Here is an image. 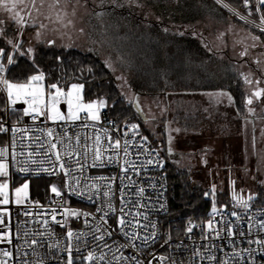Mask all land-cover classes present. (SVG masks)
<instances>
[{
	"label": "built area",
	"instance_id": "1",
	"mask_svg": "<svg viewBox=\"0 0 264 264\" xmlns=\"http://www.w3.org/2000/svg\"><path fill=\"white\" fill-rule=\"evenodd\" d=\"M215 1L250 27L258 30L264 28L261 23L264 8L259 5V0H249L247 7L243 0H234L238 6H233L226 0ZM8 66L7 63L5 70L0 72V77L7 79ZM0 95H4L6 99L5 115L0 123L9 129L8 132H0V150L7 148L9 154L15 153L14 160L9 156L11 162L7 182L10 203L0 205V210L7 209V213L3 214L5 226L0 227V232L12 233L11 244L0 243V250L12 251L14 259L6 258L0 252V261L7 259V264H25V261L27 264H67V232L71 229L74 234L72 243L76 264H264V243H256L257 240L264 241V229L260 228V223L264 222V205H258L255 197L251 200L231 199L228 204L216 207L215 216L211 209L204 219L189 220L178 235H172L169 229L162 226V218L168 207L165 157L148 137L145 146L157 150L159 156L156 157L155 153L151 156L142 154L144 148L137 146L142 143L141 138L146 136L139 134L137 130H129L135 124L134 121L107 115L105 108L100 109L99 121L89 120L87 114H80V119L75 121L54 122L44 116L33 121L31 116L23 115L26 107L24 102L17 101L11 106L18 109L19 114L11 111V107H8L7 89L2 82ZM59 107L62 113H67L68 106L64 99ZM12 128L19 131L13 132ZM49 130L52 131L51 137L48 136ZM98 135L100 146L109 149L104 153L105 158L112 156L114 162L107 163L105 159L102 166L93 167V153L87 150L95 148ZM77 136L81 138L79 143ZM109 136L112 143L119 139L122 147L125 141L132 142L126 158L122 150H117V155V152L109 148ZM46 142L57 143L62 158L68 160L66 167L75 170L72 172L73 188L76 192H84L83 196L74 195L64 187V181L68 177L58 170L59 162H56L53 154H44L49 147ZM42 144L45 145L43 151L40 147ZM67 152H80L81 155H73L69 159L65 155ZM125 159L139 169L138 174L136 171H129L127 175L122 172ZM148 159L162 160L163 167L148 165ZM77 160L84 165L83 169L77 167ZM22 168H27L28 171H20ZM44 169H55V173ZM21 178L47 179L54 182L63 195L58 197L53 192L46 193L45 186H42L37 191V196L26 198L23 203L17 204L12 198V184L15 179ZM77 180L80 183L77 184ZM93 184L96 188L92 187ZM140 189H144L143 193H140ZM104 192H108L109 196L105 197ZM0 199H3L2 195ZM109 200L114 211H109ZM102 206L103 211L98 212L97 209ZM65 208L82 214L79 218L70 217L65 220ZM121 208L126 213H131L126 217L127 221H139L142 227L133 223L121 231L118 223ZM52 209H57L56 219L60 221L59 224L51 220ZM26 212L30 215H25ZM136 212L140 215L135 216ZM233 212L237 215L233 216ZM83 213L91 215L85 216ZM101 216H105L106 224L100 220ZM44 220L49 222L47 227ZM86 220L88 223H85ZM209 221L213 224L211 229L208 227ZM190 226L193 230L188 232ZM226 226L232 227L235 235L230 236L222 231ZM98 227L100 231H96ZM105 230L113 235L109 237ZM125 231L138 234L139 238L130 241L124 235ZM101 235H104L103 240L94 239ZM77 236L79 243L76 242ZM144 237L152 239L144 243ZM34 239L41 243L32 245ZM89 252L96 257L95 261H82L81 258L86 257ZM196 252L201 255H194ZM101 256L104 257L103 260L100 259ZM212 257L216 259H211Z\"/></svg>",
	"mask_w": 264,
	"mask_h": 264
},
{
	"label": "trees",
	"instance_id": "2",
	"mask_svg": "<svg viewBox=\"0 0 264 264\" xmlns=\"http://www.w3.org/2000/svg\"><path fill=\"white\" fill-rule=\"evenodd\" d=\"M226 1L233 6L239 5L234 0ZM153 2L148 3V10L156 8L155 0ZM177 4L176 0H164V6L171 10V14H175L170 21L160 20L149 24L143 19L137 24L131 20L125 24L120 20L97 22L101 36L88 40L90 46L96 48L94 52L40 44L29 56L16 51L12 53L10 48H6L15 61L7 68V80L23 82L32 74L41 72L47 87L57 84L65 88L70 83H81L84 85L85 98L105 100V114L134 121L139 126L138 133L148 137L165 157L168 207L162 218V226L169 229L172 235H178L187 221L204 219L213 206L228 204L231 198L226 185L220 189L216 186L213 195L210 184L204 187L194 180L192 167H182L177 163L179 158L167 156L165 138L158 141L144 126L146 117L142 119L132 106L134 96H181L226 91L233 98L236 113L244 116L247 95L246 82L239 66L232 62L226 52L213 49L204 36L191 28L189 24L194 23L197 17L192 16L190 21L181 17L179 14L183 11ZM112 7H116V4H112ZM220 8L224 15L264 43V32L250 27L222 6ZM89 26L88 31L95 28L92 22ZM102 56L125 77L133 94L131 100L124 98L113 71L105 64ZM6 63L7 57L0 56V64ZM262 102L264 104V98ZM192 112L196 113L192 110L178 112V116L184 120L181 124H186L185 129L189 126L188 114ZM170 113L166 110L165 114L169 117ZM261 116H264V108ZM41 180L46 181L44 178ZM254 200L258 205H264L262 186L256 187Z\"/></svg>",
	"mask_w": 264,
	"mask_h": 264
},
{
	"label": "rangeland",
	"instance_id": "3",
	"mask_svg": "<svg viewBox=\"0 0 264 264\" xmlns=\"http://www.w3.org/2000/svg\"><path fill=\"white\" fill-rule=\"evenodd\" d=\"M153 1L154 0H146V2H142V0H61L59 14L63 19L59 21V32L52 33V26H55L56 31L58 25H56L58 22V10L56 9L54 12L50 10L49 13H36L38 18L33 22L28 21L27 26L28 28H32V26L34 28L37 27L36 30L39 33L36 31L37 34L34 35L36 41L42 40L40 34L44 32L45 35V32H49L51 35L55 36V46L74 47L94 52L96 51V48H92L88 40H93V38L101 36V31H99L100 29L96 25L97 22L102 21L106 23L107 21L111 22L114 20H120L125 24L131 20L135 21L137 24V22H141L140 19H143L149 24V22L160 20L170 21L175 16V14H171V10L168 7L164 6V0H155L156 8L151 7V9L148 10L149 8L147 7H149L150 4H153ZM114 3L116 4V7H112V4ZM176 3H178L177 5L179 9L183 11L182 14H179L181 17H186L188 21H190L189 18L192 16L197 17L194 23L189 24L191 28L195 29L199 35L204 36L213 49L227 50L229 57L236 60V62L241 65L242 68H239L242 71L249 73L251 77L250 81L253 84L252 87H255V85H262L264 87V43H261L253 36V34L247 32L244 28L233 24L226 18L218 21L217 19L224 16V11L220 8L218 3L211 0H176ZM143 6L145 7L142 8ZM28 17H30V15ZM69 20H71L72 23L69 24ZM90 22L94 24L96 30L95 28L93 30L90 29L85 34L84 27H90ZM41 24L45 25V27H40ZM19 39L18 43L20 42ZM45 43L46 42H44V44ZM11 49H13V47ZM14 50L15 49L11 50V52H14ZM20 52L25 53L24 50ZM242 52L246 54L241 55ZM103 59L105 64L113 71L117 85L124 98L126 100H131L133 94L129 90L125 77L115 69L113 64L106 57H103ZM39 74H41V72L34 73L31 76ZM8 81L10 83H26L28 79L23 82H17L10 79H8ZM40 83H42L47 90L48 87L44 83V80ZM73 84L81 83L74 82L70 83L65 88H60L67 92ZM80 95L82 96L84 103L98 101L97 99L85 98L83 96V89ZM163 97L164 96L151 98L146 95H135L133 100V102L139 100L138 102L142 103L143 107L139 105L140 112H137L136 109L134 110L142 119L143 117L141 115L145 114L146 120L144 121V126L158 141L164 140L163 133L167 135L168 126L170 125L168 119L165 120L167 108L165 109L166 101ZM167 97L172 105V99L169 96ZM20 101L23 102L22 100ZM5 103V96L0 95V119L5 115ZM151 103L162 107L163 116L161 118L151 119V116L154 114L150 110ZM12 109L13 108L11 107V111ZM168 110L174 115V113L177 114L179 110L187 112L189 109H179L177 105H172L171 107H168ZM80 114L87 113L81 112ZM177 139L180 140L178 144L174 143L175 140L171 142L172 148L184 154L179 157L177 163L182 167H192L194 170V180L203 184L204 187H208L210 184V188L215 185V188L217 186V188L220 189L226 185L231 199H233L234 193L238 199H248L250 196L255 197L256 187L262 186L264 188V143H261L263 150L259 149L260 152H258V154L253 152L254 154L251 159H245L244 161L241 160L244 158L243 156H240L241 158H239L240 153L238 150L231 153L227 151L222 152L220 150V144H213L207 149L206 147L208 145L201 144L205 150L201 152L197 151L193 154L192 151L195 150L194 146L196 145L190 143L187 138L184 142L180 137ZM258 155L260 159H258ZM222 170L226 171V175H220ZM247 171L251 173L250 177L244 174V172ZM45 180L46 181L41 180V178L15 179L12 184L13 201L15 202L17 198L24 201L26 198L37 196L36 192L42 186H45L46 193L52 192L51 188L55 183L49 182L47 179ZM4 181H7V177L0 180V182ZM233 182L235 183L233 184ZM25 183L29 185L26 195L22 192L19 194V197H17L15 190L21 188Z\"/></svg>",
	"mask_w": 264,
	"mask_h": 264
},
{
	"label": "snow or ice",
	"instance_id": "4",
	"mask_svg": "<svg viewBox=\"0 0 264 264\" xmlns=\"http://www.w3.org/2000/svg\"><path fill=\"white\" fill-rule=\"evenodd\" d=\"M244 5L247 7L249 4V0H243ZM24 3V0H0V9H3L4 11L8 13H13L17 7ZM33 5L35 6L36 0H32ZM44 0H40V7H43ZM61 3V0H53V7H58ZM259 5L264 8V0H259ZM40 11V8H37V12ZM12 19L21 27H23L26 24V21L23 19V17L20 16V13L17 11L15 12V15L12 16ZM63 17L57 13V21L62 20ZM4 23V21H0V24ZM68 23H72L71 20L68 21ZM261 23L264 24V15L261 16ZM40 27H45V25L41 24ZM19 31V28L17 29ZM262 32H264V28L261 29ZM39 35V34H38ZM3 38V29H0V39ZM257 39H259L257 37ZM7 44L12 45L14 49L17 51L21 47V45L17 42H15L12 39H8ZM54 43V42H50ZM32 49L29 48L27 52L25 53H20L21 55H26L28 53H31ZM246 53H241V55H245ZM0 56H6L7 57V62L9 65L14 64V58L12 55L8 54L7 50L3 47H0ZM59 60L60 57H57ZM5 70V66L3 64H0V72H3ZM44 75L43 73L39 75H33L28 78V81L26 83H10L7 79H4L0 77V82H2L7 89V96H8V107H11L17 103V101L22 100L24 104L27 105L26 108L23 109V115L24 116H31L33 121L37 120L40 116H46L48 120L51 121H62V120H70V121H75L80 119V113L81 112H86L87 113V118L91 121H99L100 120V109H103L106 107V102L104 99H99L98 101H91L88 103H84L82 96L80 95L82 89L84 88V85L82 84H73L71 88L65 92L62 88H60L57 84H51L48 86L47 90L45 89V86L40 83L43 81ZM248 83H251V81H248ZM54 90V91H53ZM216 95L223 96L225 93L221 92ZM252 97H255L256 99H261L264 98V89L256 91L252 94ZM249 97L246 100V104L251 105L253 103V98ZM65 99L67 106H68V111L67 113H62L60 110V104L61 100ZM229 101L231 102V97H229ZM13 111L17 112L19 114L18 109H12ZM251 111V109H250ZM137 124H132L130 126V131L136 132L138 129ZM9 129L4 126L3 123H0V132H8ZM11 131L16 132L19 131L17 128H12ZM177 132L180 131L179 129L176 130ZM127 135V133H125ZM48 136H52V131H48ZM77 143L80 141V137L77 136ZM142 143L138 145L137 147L144 148V152L142 154L151 156L153 153H155L156 157L159 156V152L155 149H150L146 147V142H147V137H142L141 138ZM172 137H169V143L171 144ZM108 143H109V148L113 152H117V150H122L124 152V157L126 158L129 155V145L132 143L131 141H125L123 144V147L121 146V141L117 139L114 143L111 142V137H108ZM46 144H49L48 151L44 152V154L47 156L49 153L53 154L55 156L56 162H59V171L63 172L68 179L64 181V187L71 190L72 194L74 195H80L83 196L85 193L84 192H76L75 189L73 188V185L71 183L73 177H72V172L75 171L74 169H71L70 167H66L68 165V160H65L62 158L60 151L58 150V145L57 143H49L46 142ZM41 150L43 151L45 145H40ZM109 149H104L100 146V136H96V146L94 149H88L87 151H90L93 153V167L97 166H102L105 163V159H107V163H112L114 162V159L112 156H108L105 158L104 153L108 151ZM169 152L172 151V148L169 147L168 149ZM65 155L70 159L73 155L79 156L81 155L80 152H67ZM87 153H85V158H86ZM118 155V152H117ZM9 156L11 157V160L15 159V153L9 154L8 149L4 148L0 150V180H2L4 177H7L9 175V167H10V162L11 160L9 159ZM206 162V161H205ZM77 167L80 169H83L84 165L80 164L79 160L76 161ZM125 166L122 167V172L127 175L129 171H136L137 174L139 173V169L136 168L134 164H130L126 159L124 160ZM148 165H153L155 164L156 167H163L164 162L162 160H153V159H148L147 160ZM20 171H28L27 168H22ZM44 171H49L51 173H55V169H44ZM76 183H80V181H76ZM235 182H233L234 184ZM29 185L27 183L23 184L21 188H17L15 190L17 197H19L20 193H27ZM93 188H96V185H92ZM9 184L7 181L0 182V195L3 196V199H0V205H7L10 203L9 201ZM51 191L58 197H62L63 193L60 188L57 186L53 185L51 188ZM140 193H143L144 189L139 190ZM212 194H215V185L212 186ZM103 195L105 197L109 196L108 192H104ZM205 195H209V193H205ZM91 198V197H89ZM254 197H249V200L253 199ZM233 199H236L235 193L233 194ZM123 200V197H122ZM17 204L23 203V201L19 198L16 199L15 201ZM239 202V201H238ZM244 206L247 207V204L244 203ZM139 207H143V205H139ZM108 208L109 211H114L112 208L111 202L109 200L108 203ZM161 208H163V205H161ZM98 212L103 211V206L101 208L97 209ZM121 211V217L118 221L119 225L121 226V231L125 227L131 226L133 223H135V226L137 227H142L139 224V221H127L126 217L130 215L131 213H126L123 208L120 209ZM7 213V209H2L0 210V227H4V215ZM52 216L51 220L55 223H60V221H57L56 219V214H57V209H52ZM217 213V209L215 206L212 208V214L215 216ZM82 213L72 210L69 208L64 209V216L65 220L70 217H76L79 218ZM25 215H30V213L26 212ZM83 215L88 216L91 215V213H83ZM107 213H105V216ZM140 213L136 212L135 216H139ZM233 216H236L237 213L233 212ZM105 216H101L100 220L104 222L105 224L107 221L105 220ZM48 220H44V225L47 227L48 226ZM85 223H88L86 220ZM62 227L64 225H61ZM213 226L212 221L208 222V227L211 229ZM260 228L264 229V222L260 223ZM193 228L190 226L187 231L191 232ZM96 231H100V228L98 227ZM222 231L227 232L230 236L235 235L234 229L232 227H225L222 229ZM105 234L108 235L109 237L113 235L112 232L105 230ZM219 232L217 233V237H219ZM40 235H43V233H40ZM73 232L71 229L68 230L67 232V238H68V247H67V253H68V258H67V264H76L75 259L73 257V243H72V238H73ZM125 236H128L131 240H136L138 239V234L135 233H129V232H124ZM240 235H244L243 233H240ZM153 236H155V233H153ZM207 238V237H205ZM94 239L97 240H103L104 235L94 237ZM144 243H148L149 240L152 239V237H144ZM9 243L11 244L12 242V233L10 231L8 232H0V243ZM76 242L79 243V237L77 236ZM251 242V241H249ZM32 245H37L40 244L41 242L39 240H32ZM256 243H264V241H259L257 240ZM107 247V245H105ZM76 251H79V249H75ZM245 251H248L247 249ZM2 252V255L6 258H11L14 259L13 252L10 250H0ZM194 255L199 256L201 255L200 252L194 253ZM96 257L93 255L92 252H89L86 257H82V261H88V262H93L95 261ZM101 260L104 259L103 256L100 257ZM211 259H216L215 257H212ZM0 264H7V259L0 261ZM25 264L27 262L25 261ZM226 264V262H224Z\"/></svg>",
	"mask_w": 264,
	"mask_h": 264
},
{
	"label": "crops",
	"instance_id": "5",
	"mask_svg": "<svg viewBox=\"0 0 264 264\" xmlns=\"http://www.w3.org/2000/svg\"><path fill=\"white\" fill-rule=\"evenodd\" d=\"M52 5H53V0H44L43 7H40V0H36L35 6L33 5L32 0H24V3L20 4L17 7V9L14 10L13 13H8L3 9H0V21H4V23L0 24V29H3V38L0 39V47H3L5 49L6 48L11 49L12 45L7 44L6 41L8 39H12L18 43V39L20 38L19 44L21 45V47L19 48L18 51L15 49L14 52L16 51L17 53H23L20 51L24 50L25 52H27V50L31 48L32 52L26 54L31 56L34 52L35 47L40 44H42L43 46L46 45L55 46L54 43H50V42H54L55 40L54 35H51L49 32H45L44 35L43 32L42 34H40L41 35L40 38L42 40L36 41L34 35H36L38 32L36 30L37 27L34 28L32 26V28H28L27 26L28 21L33 22L38 18L36 16V13H49L50 10L54 12L55 9L58 10L59 13V8L61 3L58 7H53ZM37 8H40L39 12H37ZM17 11L20 13V16L23 17V19L26 21V24L23 27L18 25L12 19V16L15 15V12ZM29 15L30 17H28ZM225 18L230 20L233 24L238 25L226 15L222 16L217 20L220 21ZM56 25H57L56 31H55V26L54 25L52 26V33L54 32L57 33L60 31L59 21L56 23ZM18 28L19 31L17 30ZM84 31L86 34L88 28L84 27ZM44 42L46 43L44 44ZM216 51L227 53V50H216ZM232 62L236 66L242 68L241 65L236 62V60L232 59ZM240 68L239 71L241 72V74L245 79L246 82L245 88L247 90V95L244 101L245 103L244 107L246 110L245 115L239 116L236 113L234 109L233 98L226 91H210V92L207 91L196 94H183L181 96H169L172 99L173 106L177 105L179 109L187 108L189 110L196 111V113L192 112L188 114V119H187L189 123L188 129H185L186 124L185 126L181 124L182 122H184V120L182 117L178 116V113L177 114L174 113L173 115V113L171 112L169 117L167 115L165 116V120L168 119V123H170V125L168 126L167 135L163 133V137L165 138L167 149H169V147L172 148V144L169 143V137L171 136L172 137L171 142L175 140L174 143L176 144L179 143L180 140H178L177 138L180 137V139H183V142L187 138L190 143L196 145L194 146L196 151L194 150L193 154L196 153L197 151L201 152L205 150L201 144H204L206 146L208 145L206 149L208 147H211L213 144H220L221 146L220 150L222 152L227 151L231 153V152H235V150H238L240 153L239 158H241L240 156H243L244 158H242L241 160L245 161V159L246 160L251 159V157L254 154L253 152H256L258 154V152H260L259 149L263 150V147L261 146V143H264V116H261V110H263L264 108V104L262 102L263 98L256 99L255 97H252V94L256 91L264 89V87L262 85H255V87H252L253 84L248 83V81H250L251 78L249 73L242 71ZM221 92L225 93V95L223 96L216 95ZM149 97L156 98L158 96H154V97L149 96ZM229 97H231V102L229 101ZM249 97L253 98V103L251 105L246 104V100ZM163 98L166 101L165 109L167 108L168 111V107L169 106L171 107L172 105L168 101L167 96H164ZM139 104L142 106V103L139 102ZM161 108L162 107H159V105L156 106L153 105V103H151L150 110L151 112L154 113L151 116V119L152 118L159 119L163 116V111ZM195 114H197V117H194ZM177 129H179L180 131L177 132L176 131ZM247 154H248V159H247ZM183 155L184 154L182 152H178V150L174 148H172V151L169 154H167V156H170L173 159H177ZM257 157L258 159H260L259 155ZM220 173H221L220 175H226L225 170H222ZM244 174L249 177L251 176V173L248 171L244 172Z\"/></svg>",
	"mask_w": 264,
	"mask_h": 264
},
{
	"label": "water",
	"instance_id": "6",
	"mask_svg": "<svg viewBox=\"0 0 264 264\" xmlns=\"http://www.w3.org/2000/svg\"><path fill=\"white\" fill-rule=\"evenodd\" d=\"M139 105H140V104H139L138 100L134 101L133 104H132L133 108L136 109L137 112H140ZM141 116H142L143 118H145V114H143V115H141ZM166 152H167V154L170 153V152L168 151V149H167V145H166Z\"/></svg>",
	"mask_w": 264,
	"mask_h": 264
}]
</instances>
